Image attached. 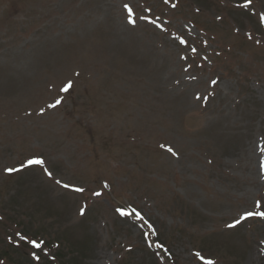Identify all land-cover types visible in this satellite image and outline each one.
Instances as JSON below:
<instances>
[{
  "label": "rangeland",
  "instance_id": "374dc122",
  "mask_svg": "<svg viewBox=\"0 0 264 264\" xmlns=\"http://www.w3.org/2000/svg\"><path fill=\"white\" fill-rule=\"evenodd\" d=\"M244 4L0 0L2 264H264V217L240 219L264 212V0Z\"/></svg>",
  "mask_w": 264,
  "mask_h": 264
},
{
  "label": "snow or ice",
  "instance_id": "6c2138e0",
  "mask_svg": "<svg viewBox=\"0 0 264 264\" xmlns=\"http://www.w3.org/2000/svg\"><path fill=\"white\" fill-rule=\"evenodd\" d=\"M167 2V0H166ZM250 3V0H245V4L243 5L244 7H247L248 4ZM125 9L128 11L129 13V22H132L131 20V14H132V9L129 5L125 4L124 5ZM262 19H264V17H262ZM183 43V41H181ZM71 87V84H67L64 86V88L62 89L63 91H67L68 88ZM60 101L57 100V104L59 103ZM52 106H55V105H52ZM168 151L169 152H172V149L171 148H168ZM175 154V153H173ZM44 161L40 158H33V159H30L27 161V164L26 165H21V167H25V166H28V165H33V164H38V165H43ZM262 167H264V162H262ZM20 169L19 168H6L5 171L8 172V173H11V172H14V171H19ZM45 172L47 175H49L51 177V173L47 171V169H45ZM57 183H61L60 181H57ZM63 187L67 188V187H70L69 185L67 184H64ZM74 191H77V192H83L84 189L82 188H75L73 189ZM94 195H100V193H94ZM261 204H260V201H257L256 202V207L257 208H260ZM118 212H120L121 215H125L126 213L122 210V209H117ZM83 212V210H82ZM137 217H140V214L137 212L136 213ZM253 215H256V216H260V217H264V212L262 211H255V212H252V211H248L246 212L243 216H241L240 219H245L246 217H250V216H253ZM142 219V217H140ZM240 223V220H237L235 221V224H238ZM235 226L234 224L233 225H229V227H233ZM149 227H151V225H149ZM19 235V233L17 234ZM20 239L22 240H27L26 237L24 236H21ZM28 243H30L34 248H37L39 249L43 243V241H40V242H37L36 240H29ZM157 247H161V245H157ZM197 255L199 256V253H197ZM38 259V257H36ZM0 264H2V262H0ZM205 264H214V262L212 261H206Z\"/></svg>",
  "mask_w": 264,
  "mask_h": 264
},
{
  "label": "trees",
  "instance_id": "16d2710c",
  "mask_svg": "<svg viewBox=\"0 0 264 264\" xmlns=\"http://www.w3.org/2000/svg\"><path fill=\"white\" fill-rule=\"evenodd\" d=\"M35 237L40 238V239H34ZM44 238H46V236H44V235L38 233L37 235H35V236L32 237V240H33V239H34V240H38V241H39V240H43V241L45 242Z\"/></svg>",
  "mask_w": 264,
  "mask_h": 264
}]
</instances>
